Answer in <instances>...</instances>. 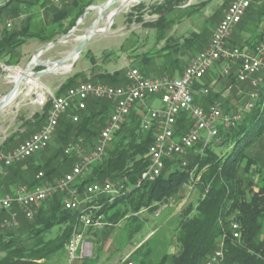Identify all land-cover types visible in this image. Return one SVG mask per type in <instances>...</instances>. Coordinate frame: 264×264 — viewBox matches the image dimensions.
<instances>
[{"label":"trees","instance_id":"16d2710c","mask_svg":"<svg viewBox=\"0 0 264 264\" xmlns=\"http://www.w3.org/2000/svg\"><path fill=\"white\" fill-rule=\"evenodd\" d=\"M34 1L8 0L0 7V58H6L8 65L12 64L9 62L13 60L19 61L15 59L14 52L27 39H36L42 43L55 40L56 37L67 33L84 9L93 4V0H68L61 4V8L46 5L44 18L30 14L14 26H6L8 20L24 13ZM186 2L187 0H162L160 3L154 1L147 7L140 2L127 13V20L142 22L144 26L157 27L162 31L163 27L175 22L168 18L170 14L174 12L188 14L189 7L195 10L196 6L192 4L180 7ZM260 7L262 8L255 10L251 4L240 23L233 29L228 39L229 45L241 49L264 44L258 42L236 45L233 39L236 28L245 27L246 20L254 18L253 11L255 14L258 13V16L264 12V6ZM164 11L166 13L163 16L150 22H143L145 14L158 16ZM208 42L209 40L202 44L197 52ZM221 65L222 62L219 61L202 78L203 84L197 83L194 86L196 91L203 87L209 88L206 96L194 94L195 103L206 107L215 99L221 103L224 113L232 111L240 113L241 118L234 126L228 128L218 126V141L213 140L204 148L200 143L195 145L185 156V165H182V159L177 156L164 159L165 167L159 176L153 181L145 180L137 185L141 173L150 163L147 152L153 142L155 131L153 128L142 129L140 125L142 109L133 108L127 121L111 138L104 160L95 164L91 173L78 183L82 188L86 184L109 179L122 185L118 193L92 197L93 201L97 200V204L100 205L94 210V215L101 216V221L105 223L102 230L100 229L102 232L99 239L102 242L107 239L112 226L125 219L127 220L125 225L130 227L131 238L143 226L144 220L138 216L142 211L154 215L162 205L170 203L171 197L184 185L193 184L198 197L194 203H188L182 214L177 217L173 234L175 250L170 253H158V256L154 257V253H157L156 246H149L150 238H147L132 252L130 256L132 264H204L206 258L213 254L220 243L223 244V257L218 264H264V160L261 161L258 157V154L264 152V80L256 88V97L250 98L248 92L253 88L248 83L238 82L235 70H232L226 82L231 86L240 85L241 88L238 89H243V92L238 94V90L233 87V95L237 94V107L233 109L230 106L223 107L229 97L226 95L224 99L222 92H213L210 89L214 83L213 79H210L212 73L219 70ZM79 76L81 74L76 73L65 78L55 93L62 94L67 88L77 84L76 79ZM85 80L86 78H83V81ZM91 80L115 86L124 85L125 71L116 70ZM246 100L253 103L249 110L242 107ZM111 105L106 99H90L86 102L85 110L72 111L78 114L77 121L72 120L73 114L69 109L70 111L60 118L52 142L37 153L42 154L52 147L48 157L35 162L33 160L37 155L35 154L20 163L2 167L4 170L14 171L12 176L16 175V172L24 173L22 181L17 182L15 187L25 184L31 188L45 181H53L69 171L74 159L64 154V147L78 137H83L86 143L92 144L109 117ZM48 106L49 103H46L40 112L34 113L32 119L23 121L22 125L33 126L36 131L46 118ZM190 123L186 115L179 117L177 133L184 131ZM18 134L13 132L8 135L1 149L13 144ZM22 165H26L24 171L21 170ZM38 172H43L41 179L35 177ZM25 175L28 177L24 178ZM0 176L1 182H7L9 176L6 177L5 174ZM8 184L6 183L7 186ZM61 197V193H56L41 202L33 218L36 222L34 224L22 222L18 229L21 230L23 225L25 227L18 233L1 228V221L7 216V212L0 210V264H41L56 254L66 253L65 247L71 239L82 211L64 209ZM230 222L238 223L240 230L238 238L233 237ZM57 226L56 232L50 235L52 229ZM90 230L92 228H88L87 233ZM99 239L93 243L100 244ZM98 246L97 250L100 251L102 247ZM94 260H97V255Z\"/></svg>","mask_w":264,"mask_h":264},{"label":"built area","instance_id":"2783aa9c","mask_svg":"<svg viewBox=\"0 0 264 264\" xmlns=\"http://www.w3.org/2000/svg\"><path fill=\"white\" fill-rule=\"evenodd\" d=\"M255 1L231 0L215 26L208 44L191 57L180 75L142 74L143 129L153 128L155 131L153 142L147 152L150 163L145 170L146 181H153L161 174L165 167L164 159L177 156L182 159V165H185V156L195 145L200 143L204 148L213 140H219V125L228 128L240 120L239 112L224 113L221 103L215 99L206 107L194 102V94L203 97L209 93L208 87L196 91L195 84L200 83L206 73L219 61L222 62L220 76L228 78L231 71L235 70L237 81L248 83L253 88L248 92L249 97H256V88L264 80V44L240 49L228 43L233 29ZM26 16L25 13H20L16 18L8 20L6 26L11 27L14 21L21 22ZM8 75L11 79L13 73ZM125 80L124 85L115 86L87 78L67 88L62 94H56L48 89L33 94L31 102L39 105L41 109L49 103L46 118L38 130L22 139L16 147L7 152L0 151V175L5 174L2 167L20 163L48 147L55 136L60 118L66 115L70 108L85 110L86 102L90 99H106L112 105L105 125L92 144L86 143L83 137H78L64 147V154L74 159L69 171L53 181H45L31 188L21 184L11 193L0 194V210L7 212V216L1 221L2 227L11 228L17 225V209L22 211L25 218L31 219L34 213L32 208L56 193L62 194V207L69 210L71 202H75L87 193H98L99 196L104 194V188L118 189L122 186L119 182L109 179L92 182L82 188L78 183L91 173L95 164L104 160L111 138L121 129L134 108L133 67L125 71ZM231 88V85L225 88L222 95L226 96ZM237 92L241 94L243 91ZM31 95L28 91L27 96ZM154 96L160 101L159 107L151 106ZM252 106L251 100L242 103L244 110H249ZM182 115H186L191 123L184 131L177 133L179 117ZM71 117L73 121L79 118L78 114H73ZM35 177L41 179L43 172H38ZM97 206L98 204L91 206L90 211H94ZM165 206L166 204L156 210L154 216H158ZM104 225L101 219L90 218V215L82 219L79 229L73 230L72 237L65 247L69 263L74 259L92 257V243L83 239V232L88 228L101 229ZM230 226L233 237L238 238L240 236L238 223L230 222ZM222 257L223 244L220 243L213 254L206 258L204 264H218ZM126 264H132V260H128Z\"/></svg>","mask_w":264,"mask_h":264},{"label":"crops","instance_id":"0c3cea01","mask_svg":"<svg viewBox=\"0 0 264 264\" xmlns=\"http://www.w3.org/2000/svg\"><path fill=\"white\" fill-rule=\"evenodd\" d=\"M67 1L68 0H35L32 5L26 8L24 13L26 15L37 14L40 15L41 18H44L46 5H52L56 8H61V4L66 3ZM105 1L106 0H93V4H102ZM154 1L160 3L162 0L140 2L143 3L145 7H147L154 3ZM189 1L190 0L180 7L184 8L192 4V6H196L195 10H191L188 15H185L180 21H175L169 26L163 27L162 31H160V29L157 27L144 26L142 22L136 23L134 21L129 22L127 20V13L138 3H132L130 5L129 11L123 14L121 13L117 20H115V16L109 30L103 34H95L88 40L71 70L66 72L61 70L56 73L41 76L39 81L44 86V88H29V91L32 95L25 97L24 100L21 101L16 112L10 110V107L0 112V151L7 152L16 147L19 143L16 142L11 144L9 147L1 149L3 141L11 133L28 132L29 135L32 131H34L33 126L22 125L23 121L31 120L34 113L40 112L42 110L39 105L31 102V97L33 94L44 89H48L51 92H56L59 84L65 78L72 76L73 74H81V76L76 79V83L83 81V78H98L102 74L112 73L116 70L126 71L132 66L138 68L142 74L147 76L180 75L191 57L196 54L197 50H195V46H201L209 40L213 33L212 31L222 18L223 12L231 0H192V3ZM258 2L259 0H256L252 4L255 10L262 8L260 7V2ZM117 5L118 4H114L108 9V11L112 10ZM188 9L191 8L189 7ZM97 15L98 12L96 10L88 12L84 17L82 24L78 26L74 35L69 37L66 43L49 48L41 54L40 58L57 59L74 48L78 43V37L83 35L86 28L97 17ZM156 16L157 15L145 14L143 22L153 21L155 19L151 18ZM252 17H256L255 11H253ZM104 25V21L100 22L99 24V26ZM206 29L208 32L205 31ZM141 32L143 33L142 38L139 35ZM246 34L247 25L243 28H236L235 32L233 33V39L236 43L243 44L246 41V38H243ZM130 38L134 40L131 41ZM28 40H33L34 44L30 51L22 52L20 47ZM127 40H130L132 43H125ZM101 41L109 44L107 46L111 47V45H113L116 50L104 48L101 53V57H97L95 55V50L98 43ZM23 44L14 52L15 59L19 60L18 65H16L17 67H24L32 58L34 52L45 43L29 38ZM123 53L129 57L126 59L127 61H125V58L122 57L124 55ZM192 53L194 54L192 55ZM3 62L4 61L0 58V98L3 97L12 86V83L9 80V75L1 68ZM35 69L39 70L41 67H36ZM64 74L66 75L65 77L63 76ZM210 79H213V76ZM70 110L71 113L72 111H76L74 108H70ZM39 128H37V130ZM40 156V154L35 155L33 160L35 162L43 160L44 158ZM258 157L259 160H264V152L261 153V155L258 154ZM25 167L26 165H22L21 170L24 171ZM4 172L5 176H9V178L7 179V182H1L2 178L0 176L1 195L11 193L15 188V184L22 181L24 175L23 172H16V175L12 176L14 171L8 169L4 170ZM27 177V175L24 176V178ZM6 183H9L8 186ZM100 233V229L93 230V228L88 233L87 230L83 232V239L92 243L95 254L97 252V246L99 243L97 244L96 242H93L99 239ZM131 251L132 249L127 251V254H129ZM123 254L125 253H121L118 257L116 256L114 259H112L113 261L111 264H123L120 262V258L123 256ZM94 264L105 263L97 259L95 260Z\"/></svg>","mask_w":264,"mask_h":264},{"label":"rangeland","instance_id":"374dc122","mask_svg":"<svg viewBox=\"0 0 264 264\" xmlns=\"http://www.w3.org/2000/svg\"><path fill=\"white\" fill-rule=\"evenodd\" d=\"M259 1H260V5L264 4L263 0H259ZM189 2L192 3V0H190ZM129 9H130V6L128 7V10L125 12H122V14L128 12ZM189 10L191 11V9H189ZM190 11H187V12H190ZM185 15H188V14H185V13L182 14V13L174 12L168 18L172 19L173 21H180ZM119 16H120V14L116 15L115 20H117L119 18ZM245 20H246V18L244 19V22H245ZM246 23H247L246 24L247 25V34L244 35V37H243V38H246V41L244 42V44L249 45V44H256L258 42L264 43V12L262 14H260L259 16H258V13H256V17L246 20ZM16 24H17V22L14 21L12 23V26H14ZM205 31L208 32L207 29ZM139 35L141 38L143 37L142 32H141V34L139 33ZM130 40L133 41L134 39L130 38ZM130 40H127L125 43H127V44L132 43ZM33 44H34L33 40H28L25 44H23L20 47V49L22 50V52L23 51H30ZM235 44L239 45L240 43H235ZM107 45H109V44L105 43L104 41L103 42L101 41L100 43H98L97 48L95 50V55L97 57H101V53H102L104 48L116 50L113 45H111V47L107 46ZM200 47L201 46L196 45L195 50L198 51L200 49ZM192 52H193V50H192ZM193 54L194 53H192V55ZM122 57L125 58V61H127L126 59L129 58L126 54H124ZM5 59L1 58V60L4 61L1 68H2V70L5 71V73L11 74L12 72L7 71L6 67H8V66L15 67L16 65H18L19 61L15 62V60H13V62H9L12 64L8 65L7 64L8 62L5 61ZM219 70H220V68H219ZM219 70H215L214 73H212L214 83L212 84L210 89L213 92L219 91V92L223 93L225 88L230 86V84L228 82H226L227 78H224V77L219 75ZM63 76L65 77L66 75L64 74ZM203 82H200V83L203 84ZM36 84H37V81L34 82L32 85H36ZM233 87H235L238 91L239 90L243 91V89H238V88H241L240 85H236V84L232 85L231 91L229 92V94H227V98L229 97V99L227 102H225L223 104V107L225 106V107L229 108V106H230V107H232V109L234 107H237L236 106L237 101H238V100H236L237 94L233 95V92H232ZM35 88H43V87L39 86V87H35ZM222 98L225 99L226 97H224L222 95ZM152 99H153V102L151 103V106L152 107H159L160 106L159 99H157V97H155V96ZM142 107H143V105L139 106L138 108L142 109ZM232 109H230V111H232ZM141 120H142V116L140 119V125H141ZM29 133H30V131H29ZM27 135H28V132L19 133L18 136L14 139L13 144L16 143L17 141L21 140L23 137H25ZM51 152H52V147L48 151L40 154L41 155L40 157L46 158L51 154ZM197 197H198V193H197L195 187H193V184L192 185L191 184L184 185V187L181 188L178 191V193H176L174 196L171 197L170 203H166V206L162 209V211H160L158 216H154L153 214H150L145 210L142 211L138 216L142 221L144 220L143 226L131 238L129 237L130 227L128 225L127 226L125 225L127 222L126 219L120 221L116 225H113L107 239L104 242H102L101 239H99L101 243L99 244L98 247L101 246L102 249L100 251L97 250V252L95 254L94 248L92 246V249H93L92 256H94L96 258V255H97V259L99 261H102L105 264H111V262L113 261L112 259H114L116 256L118 257L121 253H125L120 258V262L125 264L128 260H131L130 256L133 254L132 252L139 245V243H142L147 238L148 239L150 238L148 241L149 246H156L157 253L156 252L154 253L155 254L154 257H157L158 253L173 252L175 250V245H174L175 243H174V239H173V234L175 232V225H176L175 223H176L177 217H179L182 214V212L185 209V207L187 206V204L192 203V202L194 203L196 201ZM38 206L39 205H36L35 207L32 208L34 210V213H33V216L31 219L25 218L22 211L20 209H17V211H18V223H17V225L15 227H11V228H5V227H1V228L5 231H9V232H12V231L17 232V233L22 232V229H24V227H25L24 225L22 226L21 230L18 229L22 222L27 221L29 224H34V222H36V220L35 219L33 220V218H34V215L36 213ZM100 219H101V216H100ZM57 228H58V226L54 227L52 229V233L50 235H53L54 232H56ZM131 249H132V251L128 255L127 251H129ZM127 255H128V257H126ZM94 257L93 258H87V259H74L71 263H69L68 255L64 252V253L56 254L53 257L42 261L41 264H81V263H83V264H92L93 263L94 264L95 263ZM122 259H124L125 261H122ZM132 263H133V260H132Z\"/></svg>","mask_w":264,"mask_h":264},{"label":"water","instance_id":"95a60500","mask_svg":"<svg viewBox=\"0 0 264 264\" xmlns=\"http://www.w3.org/2000/svg\"><path fill=\"white\" fill-rule=\"evenodd\" d=\"M140 1L146 2L151 0H106L102 4H91L84 9V12L80 15L74 26L67 33L40 46L23 68L8 66L7 71L13 73L10 79L12 86L11 89L0 98V112L8 109L9 107L10 110L16 112L18 110L19 104L28 95L29 88H32V84L34 82L37 81L41 86H43L39 81L41 76L59 72L63 70L65 66H69V70H71L88 40L95 34L105 33L110 29L113 19L116 15L121 14L123 11H127L128 7L132 3H140ZM114 4L118 5L112 10L108 11V9ZM92 10H96L98 15L89 24L83 35L78 37V43L74 48L57 59L40 58L41 54L49 48L66 43L68 38L74 35L78 26L82 24L85 15ZM165 13L166 11L151 19L161 17ZM103 21L105 22V25L99 26L100 22ZM36 67H41V69L36 70Z\"/></svg>","mask_w":264,"mask_h":264},{"label":"bare ground","instance_id":"6f19581e","mask_svg":"<svg viewBox=\"0 0 264 264\" xmlns=\"http://www.w3.org/2000/svg\"><path fill=\"white\" fill-rule=\"evenodd\" d=\"M6 1H8V0H0V7ZM63 70L69 71V66H65ZM133 80H134V108H138L139 106L143 105V102H142V73L139 71L138 68H135V67H133ZM39 86H41V85H40V83L37 82L36 85H32V88L33 87H39ZM142 113H143V111H142ZM141 127L143 129V116H142V120H141ZM141 181H145V171H143L141 173L140 178L137 181V185H139L141 183ZM119 188L120 187H118V189L104 188V194L107 195V194L118 193ZM92 197H98V193H87V195H84V196L78 198V200H75V202H71V207L69 208V210L80 209L82 211V213L80 214V216L78 218L77 224L75 225L74 230L79 229L80 222L82 221V219L84 217H87L88 215H90V218L100 219L99 215L95 216L94 211H90V207L97 204V200H96V202H94ZM99 207H100V205L98 203V206L96 209H98Z\"/></svg>","mask_w":264,"mask_h":264}]
</instances>
